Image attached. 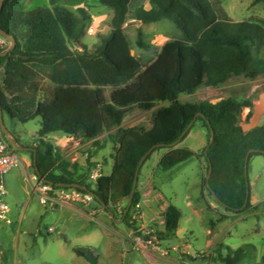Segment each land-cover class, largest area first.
I'll return each mask as SVG.
<instances>
[{"label": "trees", "instance_id": "16d2710c", "mask_svg": "<svg viewBox=\"0 0 264 264\" xmlns=\"http://www.w3.org/2000/svg\"><path fill=\"white\" fill-rule=\"evenodd\" d=\"M84 1L50 0V6L26 11L23 0H6L0 12V28L16 42L7 56H0V67L4 68L0 86L3 113L21 124L40 118L42 131L47 134L60 132L94 142L108 135L117 146L112 173L101 176L94 189L75 178L73 165L52 143L40 139L33 153L39 182L54 188L79 184L85 189H78L92 192L95 201L110 210L129 202L142 158L150 152L139 176L154 152L170 148L159 163L161 170L203 156L207 176L211 169L204 189L211 196L214 193L228 212L240 214L252 209L245 166L248 158L249 172L251 159L264 156V124L245 131L241 117L252 105L233 97L218 103L183 98L204 87L219 88L232 78L263 77L264 55L255 61L254 47L264 50V28L233 22L224 10H218L220 0H151V9L137 10L135 19L142 24L167 20L181 37L167 42L156 60L144 66L132 54L124 30L131 0H98L113 10V18L110 33L92 51L81 43L88 18L67 7H80ZM78 13L85 11L79 8ZM136 43L146 48L142 29ZM79 47H85L83 52ZM3 52L0 48V54ZM107 88L111 89L109 100L105 97ZM160 104L153 113L151 128H123L127 109L137 106L150 111ZM196 117L195 123L201 122L208 133L206 148L200 153L173 148L188 135L195 123L187 128ZM212 131L214 141L209 146ZM141 201L137 186L129 212L125 214L126 208L122 211L124 224L136 233L133 211ZM181 217V210L170 205L164 213L165 231L144 235V239L158 243L172 238ZM74 252L83 255L78 248ZM215 254L223 264H240L247 257L242 248L224 255L219 247Z\"/></svg>", "mask_w": 264, "mask_h": 264}, {"label": "rangeland", "instance_id": "374dc122", "mask_svg": "<svg viewBox=\"0 0 264 264\" xmlns=\"http://www.w3.org/2000/svg\"><path fill=\"white\" fill-rule=\"evenodd\" d=\"M60 4L67 6L63 2ZM232 4L236 5L240 19L236 21L228 16L233 22H247L264 28V3L255 4L252 0H220L217 8L219 11L224 10L222 5L230 8ZM23 5L26 11H31L37 7L50 6V0H23ZM139 5V0L130 3L133 19L135 17L132 10ZM67 7L75 14L88 18L81 43L88 51L94 50L101 39L110 33L112 20L109 9L102 6L98 0H85L80 7ZM79 8L83 9L85 14L78 13ZM138 22V26L137 23H126L124 29L131 43L132 54L139 58L144 66L150 65L157 56V44H166L181 37L180 32L171 22L168 23L169 21L161 24ZM139 29L143 31L146 48L137 46ZM9 47V41L5 47L0 46L4 51ZM84 49L85 47L78 48L81 52ZM263 55L264 50L258 51L254 47L255 61L262 59ZM3 80L4 68L0 67V86ZM234 84L237 86L232 89H223L224 86ZM110 95L111 89H105V97L108 100ZM229 97L252 105L245 108L242 114V127H252L257 111L261 114L258 115L256 124H264V76L255 80L232 78L219 88L204 87L196 94L184 97V100L218 103ZM152 118L153 113H147L137 106L131 107L126 111L123 128L144 126L149 129L152 127ZM3 119L6 127L21 138L28 150L19 152L25 165L13 169L5 176L7 195L4 199L12 209V219L0 228V264H223L216 260L215 251L219 247L224 255L229 250L244 249L247 257L240 264H264V156H254L250 161L248 176L254 207L240 214L226 211L225 207L204 189L207 168L203 180L198 161L193 162L189 169L173 182L166 185L157 182L167 197H174L175 205L185 217H181L179 228L172 238L154 243L144 239V235L165 231L164 213L167 209L160 211L155 219L147 220L141 203L138 204L133 211L136 233L125 225L122 219V211L127 207V202L111 207L110 212L96 201L91 208L77 204L47 206L41 203L37 195L39 182L34 179L33 153L40 139L52 143L73 165L71 170L76 179L96 189L98 179L103 175H110L115 163L117 146L108 135L97 142L84 141L80 137L60 132L41 135L40 118L21 124L13 121L4 112ZM199 128L200 123H197L192 129L193 136H189L182 147H200V141L195 136ZM64 143L66 147L62 149L61 144ZM163 153L164 149L154 152L148 160L149 164H155L157 157ZM97 168L100 170L99 177L92 179V171ZM187 196L192 198L195 205L203 208L199 210L200 217H194L192 220L187 217L191 211L186 206ZM75 248L81 250L83 255H76Z\"/></svg>", "mask_w": 264, "mask_h": 264}, {"label": "crops", "instance_id": "0c3cea01", "mask_svg": "<svg viewBox=\"0 0 264 264\" xmlns=\"http://www.w3.org/2000/svg\"><path fill=\"white\" fill-rule=\"evenodd\" d=\"M133 0H131L132 3ZM151 0H139L140 5L133 8L132 12L133 15L135 17V12L139 9H144L147 10L146 7H149L148 10L151 9ZM223 9L225 10L226 14L230 17L235 19L236 21H240V19L238 18L239 16L237 15V8L235 4H232L230 6V8L225 7L224 5H222ZM109 11L108 13L110 14V20H112L113 18V10L108 8ZM147 10V11H148ZM131 15V16H130ZM167 22L166 20L160 21V22H155L152 24H161ZM133 23H137L136 26L139 25V22L136 19L132 18V14L130 13V6H129V15H128V21H127V25L129 24H133ZM170 23V22H168ZM125 30V29H124ZM126 34V33H125ZM153 44V42H152ZM165 44H157V46L159 47V52L157 53V55L161 52L163 46ZM157 56L155 57L154 61L156 60ZM237 86V84L234 85H229V86H224L223 89H232V87ZM190 97V96H187ZM185 99V98H183ZM222 100V99H221ZM212 103H215L213 101H210ZM162 104L155 106L153 109H151L150 111H146L147 113H154L155 110H157L159 107H161ZM256 111V110H255ZM260 111H257V116L255 115V118L253 119V123L255 121V123L252 125V127L245 129L243 127V129L245 131H250L251 129L255 128L256 126H258L257 120L259 119L260 116ZM259 115V116H258ZM197 123H200V128L199 131L195 134V136L199 139L200 141V147L198 149H192L190 147H182L184 141L189 137V136H193L192 134V129L189 131L188 135L185 137V139H183L181 142H179L175 147L173 148H190L198 153H200L202 150H204L208 144V136H207V130L203 127L201 122H196L195 125ZM124 125V124H123ZM194 125V126H195ZM193 126V127H194ZM72 139V141L74 140V138H70ZM71 141V140H70ZM65 143L61 144V148L65 149ZM164 149V148H163ZM171 149L170 148H166L164 149V153L160 156L157 157V160L155 162V164L151 165L149 164V161H147L142 170H141V175H140V179H139V186H138V190L142 195V201H141V206L144 210V216L147 220H153L156 218V215L160 212V211H164L166 210L170 205H175V199L174 197H167L164 194V191H162V189H160V187L158 186L157 182H161L163 185L169 184L171 182L174 181V179H177L178 177H180L183 173H185L189 167L192 165L193 162L198 161L199 163V167L201 168L202 171V179L204 180L205 178V172H206V168H207V162L206 159L201 156V157H193L190 158L180 164H178L177 166L173 167L172 169L168 170V171H163L159 168V163L162 159V157L168 153ZM203 180H202V184H203ZM202 184H200L201 189H202ZM196 186V185H195ZM200 189V188H199ZM200 189V191H202ZM200 198L202 199V194L200 192ZM186 206L188 209H191L190 213L187 215V217L192 220L194 217H200L201 216V212L199 211L200 209L203 210V208H199V206L195 205L192 198L190 196H187L186 199ZM178 207V206H176ZM11 208V207H10ZM10 218L12 219V209L10 212ZM185 217V214L182 213V218ZM181 218V220H182ZM180 220V222H181ZM4 226V223H0V228H2ZM177 234L180 236V234L177 232Z\"/></svg>", "mask_w": 264, "mask_h": 264}, {"label": "built area", "instance_id": "2783aa9c", "mask_svg": "<svg viewBox=\"0 0 264 264\" xmlns=\"http://www.w3.org/2000/svg\"><path fill=\"white\" fill-rule=\"evenodd\" d=\"M90 32L92 33V29ZM6 45L7 40L0 35V46L5 47ZM24 165V160L19 153L11 151L9 140L4 136L0 124V223H10L11 208L4 199L7 195L5 176L13 169ZM99 173V168L94 169L92 179L99 177ZM34 179L39 182L36 174ZM36 192L41 203L47 206L77 204L91 208L95 204V195L92 192L76 187L54 188L52 185L39 182Z\"/></svg>", "mask_w": 264, "mask_h": 264}, {"label": "water", "instance_id": "95a60500", "mask_svg": "<svg viewBox=\"0 0 264 264\" xmlns=\"http://www.w3.org/2000/svg\"><path fill=\"white\" fill-rule=\"evenodd\" d=\"M5 1H6V0H0V12H1V11L3 10V8H4ZM0 35H1L2 37H4L7 41L10 42V47H9V49L6 50L5 52H3V53L0 54V56H7V55L9 54V52L15 48V46H16V42H15V40H14V39H13L8 33H6L5 31H3L1 28H0ZM198 116H201V115L198 114L197 117H198ZM197 117L191 122V124H190V126L187 128V130H189V129L193 126V124L195 123ZM0 124H1V128H2V130H3V132H4V134L7 135V136L9 137L10 132H9L8 128L6 127L5 123H4V119H3V110H2V108H1V106H0ZM43 134H46V132H45V131H42L41 135H43ZM8 140L11 142L12 147H13L11 151H13V152H17V151H20V150H28V148H20V147H18L17 144H16V142H15L14 140H12L11 138H8ZM213 141H214V132L212 131V132H211V140H210V144H209V146L213 143ZM177 144H178V143H177ZM177 144H176V145H177ZM176 145H175V146H176ZM175 146H174V147H175ZM209 146H208V147H209ZM34 152H35V150H34ZM149 153H150V152H149ZM149 153H148V154H149ZM148 154H147V155H148ZM205 154H206V155L208 154V148H207V150L205 151ZM147 155H145V156L142 158V160H141V162H140V164H139V167L137 168L136 176H135V180H134V183H133L132 193H131V196H130V199H129L128 205H127V207H126L125 214H127V213L129 212L130 208H131L132 201H133V197H134V193H135V191H136V189H137L138 176H139L140 167H141V165L143 164V162H144L145 158L147 157ZM248 161H249V159L247 158V159H246V166H245V173H246V176H248ZM210 174H211V169H210L209 174H208V176H207V180L209 179ZM61 187H76V188L85 189V187H83V186H81V185H79V184H73V185H65V184H63V185H61ZM213 197L215 198V200L218 201V198L216 197V195H215L214 193H213ZM220 204H222V203H220Z\"/></svg>", "mask_w": 264, "mask_h": 264}, {"label": "flooded vegetation", "instance_id": "af4514ba", "mask_svg": "<svg viewBox=\"0 0 264 264\" xmlns=\"http://www.w3.org/2000/svg\"><path fill=\"white\" fill-rule=\"evenodd\" d=\"M9 132H10L9 137L7 135H5L4 132H3V134H4V136L6 138H11L12 140H14L16 142V144H17L18 147H20V148H26V146L23 145V143L21 141V138L15 132H12L11 130H9ZM9 143H10V149L12 150V148H13L12 147V144H11L10 141H9ZM24 151L25 150H20V151H17V152L19 153V152H24Z\"/></svg>", "mask_w": 264, "mask_h": 264}]
</instances>
